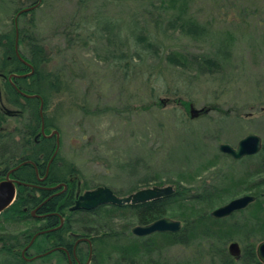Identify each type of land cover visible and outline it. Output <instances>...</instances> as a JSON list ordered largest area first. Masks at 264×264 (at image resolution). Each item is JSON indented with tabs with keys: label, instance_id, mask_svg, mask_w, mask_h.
<instances>
[{
	"label": "rangeland",
	"instance_id": "1",
	"mask_svg": "<svg viewBox=\"0 0 264 264\" xmlns=\"http://www.w3.org/2000/svg\"><path fill=\"white\" fill-rule=\"evenodd\" d=\"M14 2L0 0V24L8 29L15 26L18 14ZM37 5L34 15L18 18V27L27 30L28 38L32 34L29 24L34 23V34L52 60L44 71L62 76V90L44 103V117L53 124L46 132L60 133V165L74 164L78 173L73 176L86 184L82 190L110 187L131 195L142 189L146 178L152 181L149 187L173 185L177 192L183 189L186 199L166 217L184 221L191 218L190 210L212 212L245 193L240 191V182L246 173L254 174L255 181L264 178V154L240 161L219 148L221 144L234 147L251 134L264 143V0H42ZM167 19H175L177 26L158 35L155 21ZM134 27L158 35L160 57L141 65L136 60L138 66L129 68L126 76L109 58L108 42L121 47ZM68 37H74L73 41ZM24 46L20 49L25 50ZM169 55L176 56L178 65L168 61ZM215 59L221 60V68L218 63V67L201 69V62ZM148 64L153 65L152 75H146ZM67 85L69 91H63ZM1 89L6 103L8 88L1 85ZM19 101L25 102L22 97ZM192 105L197 110H215L192 119ZM10 137L0 138V174L31 152L11 145ZM262 190L264 186H259L255 192ZM28 194L40 197L31 189ZM195 197L207 201L198 202ZM105 209L101 224L125 236L96 244L93 264H114L124 256L130 258L128 264H210L211 259L198 260L189 249L175 245L168 234L137 238L130 233L137 226L132 211ZM251 209L232 220L239 230L228 225L226 244L232 237L242 242V232L252 242L264 240V201ZM32 213L37 215L34 209ZM70 216L78 219L74 232L84 234L90 222L76 212ZM32 222L6 229L18 236L30 224L38 230L45 226L43 220ZM220 222L210 219L202 226L219 233ZM40 238L28 248L26 257L46 251V240ZM214 246L222 247L218 242ZM25 247L21 244L14 251L22 256ZM29 264L67 263L55 253Z\"/></svg>",
	"mask_w": 264,
	"mask_h": 264
},
{
	"label": "flooded vegetation",
	"instance_id": "2",
	"mask_svg": "<svg viewBox=\"0 0 264 264\" xmlns=\"http://www.w3.org/2000/svg\"><path fill=\"white\" fill-rule=\"evenodd\" d=\"M12 70L13 69L9 70L7 75H3L2 73H0V80L2 79L5 80L4 81L5 84L0 83V116H2V118H0V137L1 138L8 136L7 133L9 134L13 133L14 134V135L12 134L13 136L18 137V132H20V127L24 126L26 118L30 116V113L33 110V105L28 103L27 100L35 99V98H27L26 96H24L22 93L24 94H29V93L18 88L17 82H16L18 79H26V78L32 77L34 73L28 77L10 79V76L14 74V72H11ZM20 75H26V74H20ZM1 85H3V88L5 89L8 88V85L11 87V89H13V91H11L10 94L7 91L6 103H4ZM29 95H33V94H29ZM21 97L22 99H24L25 101L24 103L19 101V98ZM36 99H39L40 101L39 102L40 104L39 105V116H40L41 121H40V125L38 127L39 129L37 133L33 136V140H34L33 142L40 144L42 139L45 138L48 141H53V143H55V146L51 147V149L47 148L48 149L47 151L44 150V152L39 154L40 159H43L44 156H47V158L49 157L44 176H41V173L38 168V165L42 166L44 161L42 162L38 161L35 163V160H33V158H36V157L35 155H33V151H31L30 155L27 156L22 162H20L19 164H15L16 166L12 167L11 170L7 171V169H5L4 171H1V174H0L1 175L0 178H2L0 182L5 180L8 174H10L9 175L10 179L21 181L20 179H18L16 172H18L25 165H32L35 168L36 183H29L30 185H32V187H27V188H30L31 191H35L40 194L42 192L48 193L47 197H45L34 208V210L37 212V215H34L35 213H32L33 218L42 219L45 222V226H42L41 230H38L36 234L33 236V238L36 236L37 237L44 236V241L46 240V243H47L46 251L44 253L35 255L34 257L32 256L31 258H28L26 256L25 257L31 260V261L27 260L28 262H32L44 256L50 257L56 253L59 256V260L67 264H93L95 262V255L98 254L97 253L98 250H96L97 249L96 244H99V243L103 244L111 237L120 238L122 236H125V234L119 235L118 233V236H117V234H115L117 232L114 233V231L110 228L109 225L101 224V222L104 221V215H106V213L108 212V209H105V210H102V209L105 208V206L110 207L109 205H102V206H99L91 210L78 209V210L72 211V207L65 208L67 198H70V197L72 198L73 200L72 202L74 206L76 205L77 201L82 195H84L88 191L96 190L99 187L82 190L86 187L85 186L86 184L84 185V183L81 181L79 176H73L76 172L69 175L65 181H61L60 179V181L55 182V183L49 182L47 178L49 175L51 164L54 162V160L57 157H59V165L61 164V161L63 160L61 159V155H59V149H60V140H59L60 136L59 135L60 133H58V135L55 134V137H54V135L50 136L52 132L51 133L46 132L47 119L44 117V112H43L44 103L42 102L41 97L36 98ZM42 103H43V111L41 110ZM7 104L9 105V107L6 106ZM213 110L215 109L205 108V112L202 114L208 115ZM43 128H44V134L42 133ZM237 145L234 147L232 146V147L236 148ZM263 154H264V143H262L261 150L258 153L245 156L241 159L250 158V157H254L258 155L262 156ZM41 155L43 156L41 157ZM226 155L230 156L229 154H226ZM241 159L239 160L241 161ZM65 164L66 163H64L62 166H65ZM246 174L243 177L244 179L243 183L240 182V186H241L240 191H246V192L243 194H239L236 197L231 198L229 201H226V203H224L223 206H220V207H224L228 205L231 201L239 199V198L252 197L253 201L249 203L245 208L233 211L230 215L221 217V218H217L212 215V213L215 210L212 212H208V210H200V211L190 210L189 212L192 213L190 215L191 218H188V220H184V221L178 220V219H172L170 217H164V218H170L174 221H179L181 223L180 230L177 232L154 233V234H150V235L142 236V237L137 236V238H143V237L150 238L151 236L156 235V234H168L174 238L175 242L174 241L173 242L175 245L177 244L181 248L189 249L190 255H192L193 257L195 256L198 257V260L199 258L202 260L207 259L208 250L210 251L211 246H214V244L218 242L220 245H222L221 248H215L219 252V256L216 261L218 264H226L227 258L229 259V261L232 262V264L233 262L234 264H244V263L250 264L252 261L255 264H258V262L263 264L258 255V248H259V245L264 242V240H261V241L257 240L255 242H252L251 240H249L248 236H244L245 232H242L241 234L243 236L242 242L240 239H234L235 237H232L231 239H229V242H227L226 244L225 239H224V237H226V231H227L228 225H230V227H233L235 231L239 230L236 223L231 224L233 219L235 221L236 217H239L243 214L246 215V213L252 212L251 208L254 204L260 203V201L261 202L264 201V190H262L260 193L255 192L257 191L259 186L260 187L264 186V178L260 179L259 181L258 180L255 181L253 178L254 176L253 173H252L253 176H251V173H248L247 176ZM243 185L245 187H243ZM57 186L58 188L54 189ZM169 186H172L174 188V193L172 194L174 195L177 192L176 188L173 185H169ZM113 192L116 195L121 196L120 193H117L115 191ZM170 196H167V197H170ZM35 197L39 198L38 196H30L28 194V198H30L31 200H33ZM56 198L57 199L59 198V205L55 209V211L47 212L44 214L45 216H41L40 214H38L41 208H43L46 204H48L50 201ZM62 207H64V209L61 210ZM71 212L82 214L83 221H86L87 223L90 222L87 224V227L84 230V234L74 232V230L76 229L75 227L78 223V219L72 218L70 216ZM53 217H58V223L52 222ZM160 219H163V218H160ZM210 219L221 221L219 223L221 232L215 233L214 231L209 230V228H206ZM48 220H50V223L47 222ZM151 223L142 224V225L137 224V226H146ZM205 224L207 225L203 227L202 225H205ZM199 230H200V234H199ZM130 233L133 234L132 230L130 231ZM255 238L256 237H253V239ZM232 244L238 245V249L240 252L239 256H234L231 253L230 246ZM27 251H25V255ZM110 258L112 257L110 256L109 259ZM208 258L210 259V255ZM128 262H129V258L124 256V257H121L120 259H117V261L114 264H128ZM210 264H214V263L210 262Z\"/></svg>",
	"mask_w": 264,
	"mask_h": 264
},
{
	"label": "trees",
	"instance_id": "3",
	"mask_svg": "<svg viewBox=\"0 0 264 264\" xmlns=\"http://www.w3.org/2000/svg\"><path fill=\"white\" fill-rule=\"evenodd\" d=\"M19 1L21 3L24 1L25 4L24 5L19 4ZM15 2L17 3L16 4L17 7L15 8L16 12H19L24 8L32 7L38 3L37 0H15ZM29 13L33 15L35 14L34 10ZM156 17L159 18V14ZM174 20L171 21V19L170 20L167 19L166 21L164 20L160 22L155 21V27L157 28V31H159L158 35H160V33L162 35L165 32V29L166 31L174 30L175 27L177 26L176 24L177 22ZM29 25L32 34L28 38H26L27 30L26 31H24L23 29L19 30V39H20L19 50H22L20 51L22 57L25 60H27L30 64H32V66L34 67V75L30 78L18 79L16 82L18 88H20L25 92H28L29 94L39 95L44 101V103H47L49 97L52 94H56L58 93V91L62 90V86H60V83L62 82V76L59 72L52 73V72L44 71V68L50 66L52 60L47 53L46 45L39 37L37 38V36L35 35L36 33H35L34 23L31 22ZM193 27H195L194 30L197 29V26L194 25ZM78 30L80 29L79 28L75 29V31ZM100 30H101V34L104 33V31H102V29L99 28L98 31ZM76 34L80 35L79 33ZM158 35L155 36L154 34L148 32L143 27L138 29V31H137V27H134L132 28L131 36L128 39L125 38V40L123 41V45L121 47H117L114 44L115 42H110L109 40L108 45H110L109 48L111 49L109 53V58L112 60V63L114 64L115 68L118 71L124 69L125 75L128 76V69L129 68L133 69L138 66V64H136L138 62H135L136 60H139L140 62L139 64L141 65V64H145L146 61L149 59H151L152 61L159 59L160 57L159 45L156 42L159 40L157 37ZM16 37L17 35H16L15 26H11L8 29L4 25L0 24V73L4 75H7L8 71L11 69H13L11 72L20 73V74H23L25 72H30V69L23 62H21L16 55V46H15ZM68 38L69 41H73L74 39V37H68ZM90 38L91 37L88 38L89 41ZM76 40L80 41V37H76ZM25 44H27L28 48L24 46L25 50H23V48L20 49V47H22ZM120 50L129 52V58L127 59V56L125 54H121V55L115 54ZM167 59L170 63H174L176 65H178L177 63H179L177 62L176 56L169 55ZM123 61H125V64ZM218 63L220 64V68H221L222 64L220 59H215L214 61L206 60V62H201L200 65H201V69L203 68L206 69V67H208L209 65L218 67L219 65ZM153 69H154L153 65L148 64L146 75L147 74L152 75L153 73L152 71H154ZM160 75L161 73L158 76ZM29 79H32L31 84H28ZM64 90L69 91V85H67V88L64 87L63 91ZM11 91H13V89H11V87L8 85V93L10 94ZM27 102L33 105V110L30 113V116L26 118L24 126L20 127V132H18V137L13 136L14 135L13 133L11 134L7 133L8 136H5L4 139L8 138L11 135L10 137L11 145L15 146L16 148H26L27 150L33 151V155H35L36 157L33 158V160H35L36 163L40 161L39 154L44 152V150L47 151L48 149H51V147L55 146V143H53V141H48L45 138L42 139L40 144H37L31 140L32 137L37 133L41 121L39 116L40 101L39 99L35 98V99H29L27 100ZM0 118H2V116H0ZM46 123H47L46 124L47 127L53 126V124L49 122V119H47ZM48 158L47 156H44L43 165L42 166L38 165L41 176H44L46 166L48 163ZM18 163L19 161H17L16 164ZM75 172L78 171L73 163H67L65 164V166L59 165V157H57L50 166V171L47 179L51 183L58 182L60 181V179L61 181H65L69 175ZM16 175L18 179H20L24 183H36L35 168L32 165L23 166L18 172H16ZM141 183L143 185H141V187L139 188H146L151 186L152 181L149 178H146L145 180H142ZM137 187L138 186L136 184L134 186V190H136ZM195 188L197 187L195 186ZM28 190L29 189L25 186L19 187L15 202L0 215V230L3 231L0 233V264H29V262L25 260L23 256H21L20 254L14 251V248L20 246L21 244L27 247L30 244L33 236L38 231L37 226L35 224H33V226L32 224H30L28 226L29 229L25 232H19L20 234L18 236L10 234L9 232H7L6 229L8 225L17 224V223L20 224L22 221L28 223H33L32 221H35V223L42 221V219L33 218L32 215L30 214V210L34 209L38 203H40L45 197H47L48 193L42 192L39 198L35 197L33 200H31L30 198H28L27 195ZM182 190L183 189H179L178 192H176L174 195L170 197L157 199L151 202H147L145 204H139L135 206L125 205L121 207L110 206V208L117 211H124V210L132 211L133 214H135L137 224L139 225L148 224L160 218L166 217L167 214L171 212V209L175 208L178 203L183 202L186 199V195L185 193H182L183 192ZM194 199H196L198 202L207 201L202 197H195ZM72 201L73 200L71 197L67 198L66 200L67 208L73 206ZM58 205H59V198L53 199L43 208H41L38 214H40L41 216H45L44 215L45 213L55 211ZM62 209H64V207H62L61 210ZM47 222L50 223V220H48ZM52 222L58 223V217H53ZM4 230H6V232H4ZM39 230H41V227L39 228ZM40 237L43 236L37 237V239L35 240L36 243H38L40 239H43ZM215 248H216L215 246H211L210 251L208 250V257L210 255L211 263L218 264L216 261L219 256V252ZM208 257L207 259H209ZM226 264H232V262L229 261V259L227 258ZM244 264H249V263H244ZM250 264H255V263L252 261ZM258 264L261 263L258 262Z\"/></svg>",
	"mask_w": 264,
	"mask_h": 264
},
{
	"label": "water",
	"instance_id": "4",
	"mask_svg": "<svg viewBox=\"0 0 264 264\" xmlns=\"http://www.w3.org/2000/svg\"><path fill=\"white\" fill-rule=\"evenodd\" d=\"M41 1L42 0H39V3ZM37 7L38 5L32 8H25L21 10L17 14L16 20H15L16 35H17L16 55L21 62H23L26 66H28L32 70V72L26 75L12 74L10 78L28 77L34 73L33 66L30 63H28L25 59H23V57L19 53L18 17ZM23 95L26 96L27 98H38L39 97L38 95H27L24 93ZM41 110L43 111V103L41 106ZM191 110H192V119L198 117L200 114L205 112V109L197 110L194 108L193 105L191 106ZM42 133L44 134V128L42 129ZM54 134L58 135V132L54 131L50 136H53ZM261 147H262V139L255 134H251L245 137L244 139H242L238 143L236 148H233L232 146L228 144H221L220 151L222 153L229 154L236 160H239L245 156L258 153L261 150ZM9 175L10 174H8V176L6 177L4 181L0 182V214H2L5 210H7L14 203L16 199L18 187L20 186L32 187V185L24 183L22 181L10 179ZM57 188L58 186L55 187L54 189H57ZM173 193H174V188L172 186H168V187L155 186L152 188L140 190L136 192L135 194L128 196V197H118L117 195L113 193L111 189L107 187L105 188L100 187L97 190L88 191L84 195H82L79 198V201L77 202L76 206L72 208V211L78 210V209L91 210V209L97 208L98 206L106 205V204H112V205H118V206H122L125 204L138 205V204H143V203H147V202L157 200L163 197L170 196ZM252 201H253L252 197H243V198L233 200L228 205L216 209L212 213V215L217 218L228 216L233 211L245 208ZM180 224L181 223L179 221H174L170 218H163V219L157 220L153 222L152 224H149L146 226H136L132 229V233L135 236L142 237V236H147V235L157 233V232H163V233L164 232H177L180 230ZM36 237L33 238L31 244L28 247H26V249L24 250L23 252L24 257H25V251H27L28 248L32 245ZM230 250L234 256H239L240 252L238 249V245L232 244L230 246ZM258 255L260 257L261 262L264 264V242L259 245ZM26 259L28 261H31L28 258Z\"/></svg>",
	"mask_w": 264,
	"mask_h": 264
},
{
	"label": "bare ground",
	"instance_id": "5",
	"mask_svg": "<svg viewBox=\"0 0 264 264\" xmlns=\"http://www.w3.org/2000/svg\"><path fill=\"white\" fill-rule=\"evenodd\" d=\"M103 37H105V38H107L106 36H101V38H103ZM108 39V38H107ZM127 39V38H126ZM109 40V39H108ZM125 40V39H124ZM16 44H17V38H16V43H15V46H16ZM121 54H125L126 56H127V59L129 58V52H126V51H122V53ZM121 54H117V55H121ZM123 62H125V61H123ZM125 64V63H124ZM24 74H27V72H25ZM30 78V77H29ZM31 82H32V79H31ZM31 82H29L28 84H31ZM28 84H27V86H28ZM39 96V95H38ZM38 98H40V96L38 97ZM42 99V98H41ZM67 204V203H66ZM65 208H67L66 207V205H65ZM68 208H71V207H68ZM23 256V255H22ZM23 258H25V260H27L26 259V257H24L23 256Z\"/></svg>",
	"mask_w": 264,
	"mask_h": 264
}]
</instances>
